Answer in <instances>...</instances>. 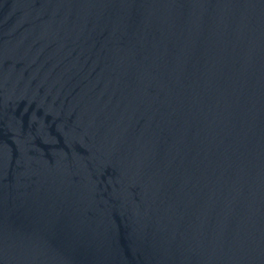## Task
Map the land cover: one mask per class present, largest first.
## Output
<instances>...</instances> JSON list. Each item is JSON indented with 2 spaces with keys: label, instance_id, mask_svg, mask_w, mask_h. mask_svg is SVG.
I'll list each match as a JSON object with an SVG mask.
<instances>
[{
  "label": "water",
  "instance_id": "95a60500",
  "mask_svg": "<svg viewBox=\"0 0 264 264\" xmlns=\"http://www.w3.org/2000/svg\"><path fill=\"white\" fill-rule=\"evenodd\" d=\"M0 264H264V0H0Z\"/></svg>",
  "mask_w": 264,
  "mask_h": 264
}]
</instances>
